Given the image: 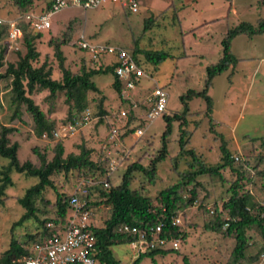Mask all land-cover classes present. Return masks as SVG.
Returning <instances> with one entry per match:
<instances>
[{
	"label": "rangeland",
	"instance_id": "1",
	"mask_svg": "<svg viewBox=\"0 0 264 264\" xmlns=\"http://www.w3.org/2000/svg\"><path fill=\"white\" fill-rule=\"evenodd\" d=\"M49 2L51 0H35L32 10L36 13L42 12ZM258 3L259 6H263L264 0H259ZM18 14L14 0H0L1 19H11ZM150 16L153 17V6L149 9L143 6L137 13H129L109 3L92 10H64L52 17L50 30L40 34L41 39L36 40V48L40 56L34 66L39 67L46 62L52 68V79L61 80L57 59L53 55V48L48 44L50 40L58 43L65 59L64 66L72 73H79L82 68L99 69L93 68L95 65L90 59L78 51L76 41L80 35H84L92 42L123 47L130 55L136 45L141 51L136 58L146 73L137 86V89L142 90L141 96L149 94L157 86H164L168 92V114L180 112L179 97L188 90L202 91L205 79L203 68L217 63L222 55L207 56L205 62L196 59L180 62L178 58L182 53L180 51L182 46L177 36L161 43L157 37L153 36L156 33L153 30V20L149 24L151 26L148 25V28L146 26L148 24L146 21L152 18ZM173 31L177 34L178 29L176 27L170 30L163 29L159 33H167L170 36V32L173 33ZM245 38H237L231 42V52L239 59L235 70L232 72L229 70L215 77L209 89L208 94L213 100L212 127L208 118L205 117V103L200 98H193L188 103V122L187 126L183 127L188 134L185 137V149L193 150L196 157L206 166H215L221 158V141L211 129L223 135L233 159L234 171L226 168L220 171L221 176H200L195 182L186 185L182 191L183 199L187 200L191 197L189 191L193 186L196 199L192 205L185 209L179 207L176 212V216L181 219L180 229L186 235V238L182 239L179 250L163 256L157 255L154 258L144 257L139 264H231L232 251L235 247L234 236L224 234L226 227H223L221 232H214L207 229V226L211 225L213 216L217 212L225 218L222 205L230 196L231 185L239 177L235 171L243 173L239 181V185L242 186L239 192L249 191L257 203H264V178L258 174L264 171V145L262 144L264 140V34L255 37L257 38L253 40L255 44H247L246 40H243ZM18 47L22 51L21 46L18 45ZM10 50L16 49L12 46L8 47L6 61L13 63L15 54ZM144 51L166 52L170 54V57L154 64L145 59L142 53ZM92 81L100 92L88 93L87 109L91 115V121L77 128L73 135L62 141V145L64 156L70 153L78 154L79 147L91 150L92 159L94 161L101 159L105 168V162L108 159L105 158L103 146L108 143V133L115 127L113 124L119 126L126 123L125 119L117 118V115L120 110L125 109L127 104L125 105L115 93L111 74H98L92 78ZM0 90L2 101L0 126L15 129L9 139L10 143L16 142L19 145L20 163L31 161L38 167L39 155H44L45 161L50 162L58 141L34 136V124L24 106L20 108L21 116L18 119H11L14 108H9L10 89L5 82H1ZM30 98L48 119L54 122L55 128L69 123V105L65 102L64 93L58 92L54 98H51L46 90L35 91ZM100 101L106 111V117H103L101 123L97 121ZM81 116L82 114L78 117ZM135 126L136 123L127 124L126 128L119 132L116 144L110 147V151L117 154L112 153L111 158L116 162L122 160L117 171L107 177L110 188L119 186L128 166L138 164L147 168L158 156L161 135L165 128L163 118L158 117L146 123L140 138L132 136L131 128ZM179 135V122H174L167 157L157 164L156 175L152 181L142 173L132 174L131 189L141 192L158 208L161 207L160 191L181 182L182 175L196 169V167L192 168L194 163L190 156L179 154ZM34 150H37L39 155L34 153ZM109 163L110 159L106 168ZM6 164L7 160L0 159V171ZM87 176H91V173ZM10 177L12 186L5 190L4 203L0 205V256L8 249L12 238L25 243L28 247L32 244V241L28 240L29 236L40 238L44 223L56 217V192L68 198L71 197L82 178L90 187L102 188L100 185L90 184L97 182L99 178H88L76 171L68 174L55 173L50 178L55 189L47 188L42 200L36 199L38 221L28 220L16 226L15 223L24 214L18 199L38 181L36 178H30L15 171L10 173ZM89 186L86 187V191ZM80 201L83 204L90 203L92 224L102 227L110 215V207L103 202L104 199L99 191L91 189L90 194L87 191V195L81 196ZM246 235L248 244L255 246L250 254L254 255L264 241L254 229L246 231ZM111 250L120 264H131L135 260L130 244L113 246ZM240 264H247V262L241 261Z\"/></svg>",
	"mask_w": 264,
	"mask_h": 264
},
{
	"label": "trees",
	"instance_id": "2",
	"mask_svg": "<svg viewBox=\"0 0 264 264\" xmlns=\"http://www.w3.org/2000/svg\"><path fill=\"white\" fill-rule=\"evenodd\" d=\"M35 0H14V4L18 8L19 14L25 12H34L32 10ZM51 2L48 3L47 8ZM46 8V9H47ZM153 18L146 21L151 23ZM151 26V25H149ZM22 36L19 39L18 45L21 46L22 51L10 50L15 54V61L13 63L6 61V54L8 53V45L5 40L6 27L0 25V83L5 82L9 89V108H14L11 119H18L20 108L25 107L26 112L31 116L34 129L33 133L36 138H52V132L55 129L54 122L49 120L46 114L41 111L30 96L35 91L46 90L49 92V97L54 98L58 92L64 93L65 102L69 105L68 124L77 123L79 115L82 114L88 107V93H99V89L92 81V78L98 74H111L113 76V89L118 97L121 96L123 84L114 75L113 67H101L97 70H87L82 68L79 73H72L64 66V56L58 43L53 40L49 41V46L53 48V55L57 59L58 69L61 73V80L52 79V68L44 62L39 67L34 64L38 61L40 53L36 48V40L41 39L43 32L33 31L28 24L21 23ZM264 34V19H259L256 24L241 22L237 26L229 29L223 39L221 40V58L212 65L205 68V79L203 89L200 92L188 90L184 95L179 97L181 104V111L172 113V115H164L162 118L165 123L164 131L161 135V147L158 156L151 161L150 165L145 168L138 164H131L128 166L122 176L121 183L117 187L100 188L99 186L90 187L85 184L84 188L90 190L94 189L99 191L100 196L104 199V203L110 207V215L104 221L102 227L93 229L96 237V261L97 264H120L113 256L111 248L113 246L129 244L132 238L126 233L120 232L119 229L123 225L142 227L145 224H156L159 221L164 223L165 227L176 236H181L182 239L186 235L178 232V228L170 226V219L178 208L185 209L192 205L195 201V188L190 189L191 197L184 200L182 191L186 187L196 181L200 176H221L220 171L229 168L233 169V159L231 158L230 151L227 149L226 141L223 135L211 131L220 139V162L215 166L204 165L196 154L191 149H185V137L187 132L183 127L187 126V116L189 114L188 103L193 98H200L205 103V117L208 118L209 124L212 127V112L213 100L209 96V89L212 86V81L215 77L227 71H234L238 63V59L231 52V42L239 35L252 38L254 36ZM141 51L135 45L132 52L133 59L138 63L136 58L137 54ZM148 62L158 64L165 61L169 55L166 52H142ZM1 93V90H0ZM2 101L0 98V107ZM141 108H143L141 106ZM103 117H106V111L102 107V101L98 105L97 121L102 122ZM179 122V154L190 156L194 165L190 172L182 175L181 182L172 185L159 193L160 206L164 208L165 212L162 213L161 208L155 207L152 201L144 196L141 192L131 189V178L134 172L144 174L150 181L155 178L156 166L158 163L163 162L168 154L169 138L173 131V123ZM133 123V117L130 115L128 122L124 127H120L118 131L126 128L127 124ZM134 124V123H133ZM142 124V122H140ZM136 125L134 129L140 127ZM15 132L12 127L0 126V159L7 160V164L2 167L0 171V205H2L5 190L12 186L10 173L15 171L18 174H24L30 178H36L37 183L25 191L23 197L18 199V204L23 208L24 214L15 223L16 226L22 225L25 221L35 220L38 221L36 208V199L42 200L43 193L47 188L55 189L52 180L50 179L55 173L68 174L71 171H76L88 178L104 179L106 177V169L103 167V161L99 159L94 161L92 159V151L84 147H79L78 154L70 153L64 156V147L62 141L56 142L54 147V155L50 162L45 161L44 155H39L37 150L34 153L39 155L40 165L34 166L31 161L20 163L18 158V143H10L9 136ZM264 145V140L262 141ZM238 174V179L231 185L229 192L230 196L227 201L222 205L224 217L222 214L216 213L213 216V222L207 229L214 232H221L222 228L226 225L224 234L226 236H234L235 247L232 251L231 264H240L241 261L247 264H256L261 254H264V243L259 246L254 255H250L255 246L248 244L246 231L256 230L264 241V205L257 203L249 191L240 193L242 186L239 185L242 174ZM91 173V176L87 174ZM264 178V171L258 173ZM98 179V180H99ZM264 187V185H263ZM87 195V194H86ZM70 198V197H69ZM69 198L61 193L56 192L55 207L57 209L56 217L49 219L44 223L41 231L40 238L29 236L28 240L32 241L30 247L25 243H20L17 239L12 238L8 249L0 256V264H18L23 256L33 254L32 247L41 243L47 236L52 234L46 229L45 224L49 221L67 223V212L69 208ZM264 202V201H263ZM90 203H86V208L89 209ZM253 246V247H252ZM172 251H151L140 254L131 264H139L140 260L144 257L154 258L157 255H165ZM174 252V251H173Z\"/></svg>",
	"mask_w": 264,
	"mask_h": 264
},
{
	"label": "built area",
	"instance_id": "3",
	"mask_svg": "<svg viewBox=\"0 0 264 264\" xmlns=\"http://www.w3.org/2000/svg\"><path fill=\"white\" fill-rule=\"evenodd\" d=\"M113 4L129 13L137 11L136 0H51L50 6L42 12H25L18 14L11 19H1L0 25L6 27L5 40L8 47L19 49L18 42L22 36L20 24L26 23L35 32H46L51 28L52 17L64 10H92L97 9L104 4ZM78 51L87 56L95 65L94 67H113L114 75L123 84L120 100L125 103V109L120 110L117 118L120 117L128 122L131 115L133 123L141 125L132 132V136L140 138L143 135V127L146 123H150L158 117L168 115V93L163 87H155L149 94L141 96L135 93L138 83L146 76L141 63H137L130 53L123 47L92 42L84 35H80L76 41ZM141 106L143 108H141ZM91 121L89 110L86 109L82 116L75 124H62L52 132V140L65 141L69 136L82 125H87ZM138 121V122H137ZM142 122V124H140ZM125 124L116 126L108 133V143L103 146L105 150L106 177L91 185H100L102 188H109L107 177L117 171V167L122 160L116 162L111 158L112 148L119 136L118 129L124 127ZM42 138H46L43 136ZM116 154V153H115ZM117 155V154H116ZM110 159V163L106 168V164ZM122 159V158H121ZM237 160V158H235ZM86 181L82 180L77 184L72 196L69 198L67 223H55L49 221L45 224L50 236H47L41 243H37L32 247L33 254L23 256L18 264H97L96 261V237L93 229L98 228L92 224L91 211L86 208V204L81 203L80 197L87 194L84 188ZM264 205V203H262ZM162 213L165 212L160 207ZM170 226L178 228V232L182 233L181 219L174 215L170 219ZM226 227V225L224 226ZM120 232L129 235L132 240L129 243L134 251L135 259L142 253L159 251H178L182 238L176 236L170 229L166 228L164 223L145 224L142 227L123 225L119 229ZM264 262V254H261L256 264Z\"/></svg>",
	"mask_w": 264,
	"mask_h": 264
},
{
	"label": "crops",
	"instance_id": "4",
	"mask_svg": "<svg viewBox=\"0 0 264 264\" xmlns=\"http://www.w3.org/2000/svg\"><path fill=\"white\" fill-rule=\"evenodd\" d=\"M258 1L136 0L138 5L135 13L143 6L148 9L153 6V17L150 16L153 18V30L156 31L153 36L157 37L161 43L177 36L182 46L180 50L182 53L179 58L177 57L180 62L191 59L205 62L207 56L220 57L222 55L220 43L229 29L241 22L256 24L259 19H264V5L259 6ZM175 27L178 29L177 34L174 31L170 32V36L167 33H159L160 30H170ZM255 37L257 36L250 39L239 35L233 40L245 38L243 40L250 45L255 44L253 41L257 39ZM168 55L170 57V54ZM206 67L207 65L203 69ZM159 87L164 88V86ZM135 93L141 95L142 90L136 89Z\"/></svg>",
	"mask_w": 264,
	"mask_h": 264
}]
</instances>
